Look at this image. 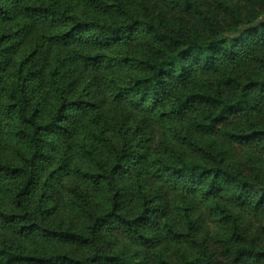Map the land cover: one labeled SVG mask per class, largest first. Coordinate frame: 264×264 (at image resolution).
<instances>
[{
	"label": "rangeland",
	"instance_id": "1",
	"mask_svg": "<svg viewBox=\"0 0 264 264\" xmlns=\"http://www.w3.org/2000/svg\"><path fill=\"white\" fill-rule=\"evenodd\" d=\"M15 2L0 0V5L12 8ZM21 2L54 6L62 16L85 23L128 24L133 22L132 18L139 19L137 29L129 38L109 48L108 52L122 57L156 59V49L163 46L156 37L158 31L204 41L210 36L209 19L220 28H227L233 24V16H238L245 23L241 31L264 26V0H19L18 3ZM21 13V10H11L10 17L0 19V163L20 166L31 155L26 143L16 137L17 122L4 111L3 105L6 92L16 85L18 76L21 79L30 76L29 106L30 109L39 107L42 119H48L57 104L50 94L48 78L58 64L53 63L56 60L62 64L61 82L71 92V100L96 105L84 112L68 110L75 117L67 123L71 134L49 137L42 147L37 186L28 202L34 209L37 225L84 231V208L98 214L107 212V189L91 186L80 172L93 171L100 163L109 165L112 155L108 144L111 140L121 143L126 139L133 152L141 157L132 155L125 162V172L119 176L126 194L123 210L138 214L143 196L149 198L151 216L145 228L152 244L137 243L118 224L111 222L104 227L100 239V248L105 253L128 257L134 264H162L161 259L185 264L187 260L199 258L202 264H264V204L258 206L259 198L264 195V138L241 145L225 136L226 132H242L253 126L264 128V92L255 89L250 95L253 105L231 116L214 133L202 132L197 123L215 106L195 99L199 95L233 98L237 89L227 85L226 76L244 82L264 78V29L254 38L251 48L238 49L239 56L235 59L218 56L214 65L187 59V73L181 77L172 73L167 77L166 93L161 105L156 107L151 101L142 103L122 92L131 78L142 75L137 67L114 62L94 70L76 57L77 52H97L86 38L81 44L72 45L55 41L70 21L41 23L30 21ZM15 30L22 32L20 39L13 35ZM85 34L88 36L89 31ZM46 63L47 71L39 73ZM181 96H193L184 113L162 119L163 111L175 108ZM106 109L129 112V122L103 131L95 119L105 118ZM87 124H93L91 132L84 128ZM196 146L212 151L231 170L250 180L253 187L244 202L234 199L232 188L225 185L215 192H207L204 184L185 187L157 184L153 174L160 164H209ZM141 166L145 169L143 189L135 177ZM20 181L0 178L1 212L14 210L13 190ZM184 209L188 211L187 218ZM19 226H5L0 222V251L31 255L57 250L78 257L88 254L78 244L55 243L41 232L28 234ZM170 230L185 237L170 235ZM241 235L253 241L260 255L235 263L230 253L240 245ZM0 264H7L1 255Z\"/></svg>",
	"mask_w": 264,
	"mask_h": 264
},
{
	"label": "trees",
	"instance_id": "2",
	"mask_svg": "<svg viewBox=\"0 0 264 264\" xmlns=\"http://www.w3.org/2000/svg\"><path fill=\"white\" fill-rule=\"evenodd\" d=\"M18 2L19 0L15 2L12 8L0 5V19L10 17L11 10H16V12L21 10V14L24 13L23 15L30 21L41 23L58 20L70 21V25L56 35L55 41L62 45H72L81 44L82 39L86 38L88 43L97 48V52L89 54L77 52L76 57H78L77 60L83 61L85 65L90 66L94 70H99L104 67L103 65L106 66L114 62L137 67L142 75L131 78L125 87L126 89L122 92L125 91V93L133 95L137 101L142 103L151 101L156 107L161 105L163 95L166 93L165 84L167 77L170 74L173 75L172 73L177 77L184 76L187 73V59L201 61L203 65H214L218 56L234 57L233 59H235L239 56L238 49L248 46L251 48L254 38L264 29V26L257 25L256 28L241 31L245 23L235 15L233 16V24L227 28H220L217 23L209 19L207 22L210 36L204 41L158 31L156 32V37L162 42L163 46L156 49L158 54L156 59L122 57L108 52L109 48L111 45L129 38L137 29L139 19L132 18L133 22L128 24L97 21L85 23L62 16L54 6ZM86 31H89L88 36L85 34ZM13 35L20 39L22 32L15 30ZM53 63L58 64L48 74L49 89H51L50 94L57 100V104L48 119L41 118L39 107L30 109L29 75L24 76L23 79L18 76L16 85L9 88L6 92L3 104L4 111L15 118L17 122V125H15L16 137L26 143L31 155L23 159V163L20 166L15 167L7 163H0V178H17L21 180L19 185L13 190L12 204L14 210L12 212L0 211V222L5 226L19 224L20 230L22 229L28 234L41 232L46 238L51 239L55 243L78 244L86 248L88 254L78 257L53 250L31 255L0 251V255L6 260L7 264H134L128 257L122 258L118 255H108L100 248L102 231L111 222L118 224L119 228L126 235L135 239L137 243L145 246L152 244V239L145 228L149 224L151 216V208L148 205L150 202L149 198L146 195L143 196L144 201L138 214H129L123 210V200L126 194L125 189L119 182V176L125 172V162L132 155L141 157L140 154L133 152L134 148L129 145L130 141L122 139L120 143L111 140V144H108L112 155L111 163L109 165L100 163L97 164V169L93 171L80 172L82 178L91 186H104L109 192V209L107 212L98 214L88 207L83 209L86 219L84 231L40 228L37 225L34 209L28 203L31 194L37 186L39 159L43 155L42 147L47 143V139L49 137L71 134L67 123L69 120H75V117L73 113L67 112L68 110L72 108L75 110L74 112H84L83 110L96 106L89 101L71 100V92L68 88L62 86V78L60 76L62 64L57 60ZM47 65V63L43 65L39 73L46 72L48 69ZM225 81L227 85L237 89V93L233 98L220 99L204 95H199L195 98L209 101L215 106L214 110L210 111L203 121L197 123L198 129L202 132L214 133L218 126L228 122L231 116L253 105L250 95L255 89L264 92V78L258 81L248 80L244 82L234 76H226ZM192 99L193 96L179 97L177 100L178 105L172 108L170 112L163 111L162 119L182 115ZM141 107L139 106V108ZM110 110H105L106 117H103L102 120L95 119L99 125L98 127H102L103 131L114 128V126L122 127L123 124L129 122L131 116L129 112L120 113L117 110ZM146 119L152 122L148 116H146ZM87 125L84 128L91 132L93 124ZM225 136L232 142L244 145L257 139H263L264 128L253 126L250 130L242 132H226ZM196 147L197 151L209 160V164L205 162H181L179 165L160 164L153 174L157 184L160 182L162 185L167 184L172 187L180 185L185 187L190 184L192 186H201L204 184L207 187V192H215L225 185L232 188L234 199L244 202L250 187H253L250 180L241 173L231 170L224 164V159L215 155L212 151ZM143 155L146 156L145 154ZM144 171L145 169L141 166L135 176L141 189H143ZM263 204L264 195L258 200V206ZM184 211L187 218L188 211L185 209ZM191 228L190 226V230ZM169 233L178 238L185 237V235L171 230ZM238 239L241 242L240 245L236 249L231 250L230 253L233 262L238 263L243 259L260 255L256 251L253 241L247 240L242 235ZM202 259H204L203 254ZM161 262L162 264H175L166 259H161ZM186 262L185 264H202L200 258L187 260ZM207 264L209 263L207 262Z\"/></svg>",
	"mask_w": 264,
	"mask_h": 264
}]
</instances>
